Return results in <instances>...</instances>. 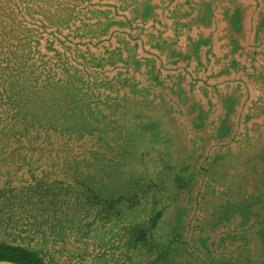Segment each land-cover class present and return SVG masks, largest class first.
Listing matches in <instances>:
<instances>
[{"label":"rangeland","instance_id":"obj_1","mask_svg":"<svg viewBox=\"0 0 264 264\" xmlns=\"http://www.w3.org/2000/svg\"><path fill=\"white\" fill-rule=\"evenodd\" d=\"M199 2L200 0H191L190 5L189 0H40L38 3L41 8L34 6L32 10H29L26 8L29 3L26 0H0V78L2 76L9 78V74H14V78L18 76L16 79H12L10 76L3 88L7 93L13 90L16 91L17 97H23L30 88L29 84L33 81L36 85L38 80L43 83L47 79L49 81L58 80V78L65 79L69 74L76 73L82 78L84 84L79 85L80 87L78 86L73 93L78 94L79 92L81 96L83 90L87 95L92 94L93 96L94 94L95 97H97L95 92L98 93L97 95L101 94L99 95L101 103L94 111L101 123H96L98 121L94 118H89L90 122L104 131L115 129L118 132L131 133L130 130H134L135 123L141 122L139 115L145 110L144 103L148 104H146L147 107L156 109L150 111L152 114L164 117V112H166L165 109L154 106V102H158L161 94L164 93L165 85L163 87L157 84L153 85L154 82L147 73L150 59H156L159 64L165 60V67L161 72L166 78H164L165 83H169V85H172L174 81L172 75L168 74L180 71L185 63L177 61L169 63L168 60L166 61V54H161L160 50L152 47L151 43H155L157 38H162L164 40L161 39V42L167 44L165 47L171 46L174 51H177L180 46L183 47L184 42L186 43L185 34L178 32L176 35L174 33L176 40H171L174 38V34L167 24H170L173 18L179 22L181 14H185L181 11L184 7H190L188 13L191 16L198 9ZM9 3L14 10L12 14L9 13ZM194 3L196 5H193ZM218 3L222 9L229 2L220 0ZM68 12L71 13V18L68 23H63ZM140 12L146 14H141L144 19L138 16L137 21H133L132 18ZM13 14H16L14 16L19 23L13 22ZM111 20L115 23L106 32H102L104 25ZM97 21L100 25L96 24ZM194 22L195 20H190V24ZM152 23H155L160 32H154L152 27L155 29L156 27ZM87 24H92V27L86 26ZM198 24L199 21L189 26L191 28L190 36L196 34ZM24 26L29 29L28 32L31 36L30 43L26 45L31 49L30 57L27 64L20 66V60L16 59L13 64L14 68L6 69V64L9 61L8 56L11 54L7 45L13 42V31H23ZM177 26L182 25L178 23L175 25V29ZM193 27H195V32ZM226 30L224 28L219 30L222 37L218 40L220 51L218 49L217 52L220 54L228 49L227 43L223 41L227 40ZM22 49L24 53L27 52V47ZM117 51L121 53L122 57L134 53L138 64L133 65L129 63L130 60L125 62L120 59L111 64L104 63L103 67H94L88 64L92 59H99L101 56H116ZM195 62L196 59H193L190 63L195 64ZM218 63L222 65L220 59H218ZM217 65L216 62H212L211 70L215 69ZM30 68L33 70L31 74L29 73ZM186 69L191 70V65H187ZM209 70L206 67L203 74L206 76ZM192 71L194 72L195 69ZM249 71L246 66L241 69L244 79L248 80L245 82H248L250 88L247 97H244V88L234 87L235 81L225 79L226 75L214 78L220 84L218 87L221 88V91L219 92L212 91L209 94L207 88L211 85L210 83L204 90H201L203 83L200 81L191 85V95H188L189 104L186 107L184 104L175 107L176 113L173 121L178 127V138L176 139V143L180 147L178 150L183 145H189L194 136L195 130L191 127L190 119L191 115L199 113V110L195 111L196 106L200 111H205L203 116L206 117L207 122V127L196 131L200 136L211 133L214 127L219 124L225 125L226 128L221 134L229 135L226 139H222L223 141H218L217 144L210 141L208 145L206 144L207 149L216 150L220 146L228 145L232 153L236 155L239 150L238 144L241 141L245 142L246 136L250 140L251 147L243 150L252 154L253 151L261 148L260 145L264 144V90L260 89L261 82ZM194 74L198 75L196 71ZM100 80L105 82V85L107 83L109 87H105V89L97 87ZM10 82H13L12 89L9 87ZM185 84L183 81L182 85ZM0 89H2L1 86ZM41 92L42 90H38V93L41 94ZM38 100L36 106L32 104L29 106L40 109L41 104L38 103ZM65 106L63 108L60 105L57 114L61 115L64 110L71 111L69 104ZM81 109L82 112H87L85 111L86 107L79 110ZM79 110L76 111L80 113ZM9 111V106L5 107L0 104V130L9 122L7 114ZM165 115L167 117V114ZM80 116L89 117L79 115L78 120L80 121L82 120ZM56 118V125L61 126V120L58 116ZM64 121L69 123L64 125V127H70L69 129L76 123L73 119ZM30 134L36 138L30 143L33 146L35 144L48 149L60 148L69 151V153L60 150L58 153L54 152L56 154L53 155L50 152L31 151L26 152V156L16 154L7 159L0 158L2 160L0 161V189L6 188L4 193L0 192L2 228H7L5 225H8L11 220H13L11 221L13 224L14 221L20 219L19 231H15L12 226L3 231L0 224V240L17 239L18 243L35 245L44 251L48 264H125L124 220L119 218H111L109 221L98 219L94 208L76 207L73 196L65 193L72 189L70 185H73L75 175H82L88 180L102 178V181L103 178L105 180L110 176L113 179L114 174L122 172L121 167L116 164L121 162L117 156L125 160V155L115 152L111 146L104 144L103 141L108 142L107 139L102 142L96 140V135L47 131L43 128H39L37 132L32 130ZM135 137L136 135L131 133L125 138L124 145L129 147L135 141ZM6 142L10 147L8 141L0 138V145L7 148ZM98 146L103 147L100 152L97 151ZM95 152L103 154V158L97 156ZM227 157L228 160L224 165H221L223 167H220L230 170L231 158L227 154L224 159ZM252 159L246 161L247 169L245 170L250 184L255 178H260V171ZM75 160H78L79 163L74 175L70 165H74ZM112 163L114 164L112 165ZM237 163L239 165L240 161ZM230 172L232 171L230 170ZM33 178L43 179V182L52 184L54 187L59 186V180L62 184H66L65 187L60 188L59 192L63 200L57 196L59 197L57 200H60L59 206L57 212L49 216L50 219H46L43 207H54L57 204L56 202L47 204L48 199L52 198L49 191H42V189L38 194H34L31 190L26 189L34 184ZM11 190H14L18 196L13 197ZM86 195H91L88 190ZM65 199L68 200L65 201ZM251 221L249 220L248 224L253 223L254 219ZM250 224L249 226H251ZM248 229L251 230V228ZM224 231V227L217 228L219 234ZM14 234L21 237L16 238V236H12ZM254 245L255 243L251 246ZM252 252L249 251V253Z\"/></svg>","mask_w":264,"mask_h":264},{"label":"trees","instance_id":"obj_2","mask_svg":"<svg viewBox=\"0 0 264 264\" xmlns=\"http://www.w3.org/2000/svg\"><path fill=\"white\" fill-rule=\"evenodd\" d=\"M36 1L40 0H26L30 3H27L26 8L29 10H32L34 6L41 8L40 3ZM9 7V13H14L11 4ZM141 14L146 15L140 12L132 18L133 21L138 16L144 19ZM14 15L16 14H13L15 23L18 21ZM66 17L63 23H68L71 13L68 12ZM198 21L199 19L195 20V22ZM114 23L112 20L108 21L102 32H106ZM178 23V20H174V25ZM96 24L100 25L98 21ZM86 26L92 27V24ZM28 31L29 29L25 26L23 31H13V42L7 45L11 54L8 53L9 61L6 69L12 70L16 59L20 60V66L27 64L31 53L30 47L26 46L31 41ZM174 33L177 35L178 32ZM173 37L171 40H176L175 34ZM161 39L157 38L154 45L161 54H166L168 61L183 59L181 52L174 51L171 46L165 47L167 44L161 42ZM187 40L189 41L188 59L194 57L198 61L201 42L192 37ZM24 47H27L25 53L22 49ZM125 57L117 51L116 56H101L99 59H92L88 64L103 67L104 63L111 64L118 59L125 62L130 60L129 63L133 65L138 64L134 53ZM150 67L147 73L154 82L153 85L157 84L160 87L165 85L164 93L161 94L158 102H154V106L165 109L167 113L164 112V117L152 114L150 111L155 108L147 107L148 104L144 103L145 110L139 115L141 122L135 123L134 130H130L136 137L129 147L124 145L125 138L131 135L128 131V133L118 132L115 129L104 131L90 122L89 118H94L98 121L96 123H101L98 115L94 113L101 103L99 98L101 94L97 95L98 93L95 92L97 96L95 97L94 94L87 95L83 90L81 96L79 92L73 93L79 85L84 84L82 78L76 73L69 74L65 79L58 78V80L50 81L47 79L43 83L38 80L36 85L33 81L23 97H17L16 91L13 90L7 93L3 88L10 76L14 78V74H9V78L2 76L0 104L9 106L10 111L7 112L9 122L0 130V138L8 141L10 147L7 142V148L0 145V158L7 159L16 154L25 155L26 152L31 151L50 152L53 155L60 150L67 151L60 148L48 149L35 144L34 147L30 144L33 139H36L30 134L31 131L37 132L39 128L47 131L96 135V140L99 142L107 139L108 142L103 141L104 144L111 146L115 152L125 155V160L116 155L121 161L116 164L121 167L122 172L114 174L113 179L110 176L105 180L103 178L104 181H101L102 178L88 180L82 175H75L79 163L75 160V164L70 165L72 174L75 175L73 185H70L72 189L65 193L73 196L76 207L94 208L98 219L124 220L125 264H264V144L249 154V151L243 150L251 147L250 140L246 136L245 142L241 141L238 144L239 150L236 155L225 143H222L225 146H220L219 149H207L206 144L208 145L210 141L217 144L229 135L221 134L226 128L225 125L219 124L211 133L200 136L196 131L207 127V122L206 117L203 116L205 111H200L196 106L195 111L199 110V113L191 115L190 119L191 127L195 130L194 136L189 145H183L178 150L180 148L176 143L178 127L173 120L176 113L175 107L183 104L186 107L189 104L190 98L182 90L185 77L178 73L172 76L174 82L169 85L165 83L166 78L159 72L160 67L157 69L153 63ZM32 71L30 68L29 73L31 74ZM12 83L9 86L11 89ZM96 86L103 89L109 87L103 81ZM38 90H42L41 94ZM37 100L42 110L33 107L37 105ZM68 104L71 106L70 112L64 110L61 115L57 114L60 105L64 108ZM78 107H86L87 112H82V109L79 110ZM79 115L89 117L80 116L82 118L80 121ZM57 116L62 122L61 126L56 125ZM65 119H73L76 123L69 129L68 126L64 127L69 124L64 121ZM102 149V146L97 147L98 152ZM95 154L103 158V154L97 152ZM227 154L231 158L229 169L232 172L226 170L227 168H221L223 167L221 165L228 160V157L224 159ZM251 159L260 171V178H255L250 184L245 170L247 169L246 161ZM223 170L225 171L222 173ZM33 182L32 186L26 187L27 190H31L34 194H38L42 189V191H49L52 198L46 203L49 205L56 202L57 204L54 207H43L46 219H50L49 216L57 212L60 202L57 199L60 197L63 200L59 192L60 188L65 187L66 184H62L59 180V186L54 187L52 184L43 182V179L37 178H33ZM87 190L90 196L86 195ZM5 191V187L0 189L1 193ZM11 191L13 197L18 196L14 190ZM252 219H254L253 223H251ZM249 220L251 226L248 224ZM11 221L8 225L4 224L5 227L12 226L15 231H19L20 219L13 224ZM0 224L2 228V222ZM219 227L225 229L222 234L217 232ZM7 228L2 229L6 231ZM12 236L21 237L17 234ZM16 240H0V259L20 264H48L42 249L24 242L18 243ZM253 243L255 245L252 247ZM249 251L253 252L249 253Z\"/></svg>","mask_w":264,"mask_h":264},{"label":"crops","instance_id":"obj_3","mask_svg":"<svg viewBox=\"0 0 264 264\" xmlns=\"http://www.w3.org/2000/svg\"><path fill=\"white\" fill-rule=\"evenodd\" d=\"M189 1L191 5V0ZM219 1L220 0H200L198 9H196L191 16H189L190 14L188 13L190 7H184L181 11L185 14H181L182 17H180L179 20L182 26H177V29H175L174 20L176 19H173L170 21V24H167L172 34H174V32H180L184 33L186 36V43L184 42V46H180L177 50L179 53L181 52L183 59H176L179 63H185L183 67L180 68V71L168 75L175 76L179 73L185 77L184 82L186 84L182 85V90L186 95H191V85L199 81L203 83L201 90H204L206 85L210 83L211 85L207 88L208 92H210L209 94H211L212 91L219 92L221 91V88L218 87L220 84L218 80H214V78L220 77V75H226L225 79L235 81V84H233L234 87L244 88V97H247L250 88L248 82H245L248 80L244 79V75H242L241 72L244 66L251 71H249V73L254 75L261 82L260 89L264 90V0H227L229 2L228 5L224 6L222 9L220 8L221 5L218 3ZM193 5L196 4L194 3ZM197 19H199V26L196 30V34L190 36L189 33L191 28H189V26L196 23L190 24V20ZM152 25L156 27L155 23H152ZM221 27L224 28V30L227 29V34L225 35L227 40L225 39L223 41L227 43L228 47L222 54L217 52L218 49L220 51V43L218 40L222 37V33L219 32V30L222 29ZM152 28L155 33L160 32V30H157V27L156 29L154 27ZM193 31L195 32V27H193ZM240 36H242V38L239 39ZM189 37L201 42L198 61L196 60L195 64L190 63L194 57L188 59L187 56V48L189 46V41L187 39ZM154 44L155 43H151L152 47L157 48ZM223 58H225L224 61ZM218 59L222 61V65L218 63ZM212 62H216L218 65L215 69L213 68L211 70L210 66ZM152 63L157 69L160 67L159 72L165 67V60L161 61L159 64L156 59L151 58L147 66L148 69H150ZM169 63H172V60L169 61ZM187 65H191L192 69H186ZM206 67L208 70L210 68V70L205 76L203 72ZM193 69L198 73L197 76L194 74L195 71H192ZM161 75L163 76V73ZM197 87L200 88V86Z\"/></svg>","mask_w":264,"mask_h":264},{"label":"water","instance_id":"obj_4","mask_svg":"<svg viewBox=\"0 0 264 264\" xmlns=\"http://www.w3.org/2000/svg\"><path fill=\"white\" fill-rule=\"evenodd\" d=\"M0 264H20V263L13 262L10 260L0 259Z\"/></svg>","mask_w":264,"mask_h":264}]
</instances>
